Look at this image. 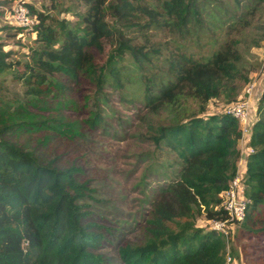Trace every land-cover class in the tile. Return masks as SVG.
I'll use <instances>...</instances> for the list:
<instances>
[{
	"label": "trees",
	"instance_id": "trees-1",
	"mask_svg": "<svg viewBox=\"0 0 264 264\" xmlns=\"http://www.w3.org/2000/svg\"><path fill=\"white\" fill-rule=\"evenodd\" d=\"M81 3L77 25L29 6L37 21L31 29L34 45L23 60L10 58L0 42V73L9 71L23 86L21 97L0 94V264H104L93 252L99 234L91 210L81 202L91 189L80 166L43 160L9 135L43 130L41 142L77 134L81 122L88 129L100 125L102 117L92 107L81 122L66 119L58 110L74 102L65 91L72 83L87 81L91 91L85 100L92 106L104 95L105 85L124 91L128 74L119 61L128 53L141 69L148 58L137 37L144 38L152 26L195 40L212 28L230 36L214 40L216 46L202 57L185 48L168 50L157 85L144 81L141 102L146 114L163 118L154 125L147 122L148 137L155 149L175 156L178 168L154 195L144 239L123 243L118 256L121 264H222L224 236L209 226H194V221L200 215L206 220L226 217L219 192L235 170L239 129L232 116L207 112L205 106L220 95L225 104L237 98L232 81L241 54L239 40L231 34L249 24L247 17L263 8L264 0ZM11 29L15 35L23 31ZM254 104L243 177L247 204L238 227L264 250V84ZM48 107L55 113L32 110Z\"/></svg>",
	"mask_w": 264,
	"mask_h": 264
},
{
	"label": "rangeland",
	"instance_id": "rangeland-1",
	"mask_svg": "<svg viewBox=\"0 0 264 264\" xmlns=\"http://www.w3.org/2000/svg\"><path fill=\"white\" fill-rule=\"evenodd\" d=\"M17 1L0 0V42L4 49L10 50V58L23 60L28 47L34 45L35 36L29 29H23L16 35L12 33L11 27L14 25L10 23L9 14ZM22 1L33 16L29 6L35 11L63 17L70 25L79 23V14L84 9L81 0ZM250 17H247L249 24L246 27L233 30L231 34L239 40L241 54L239 71L232 81L237 86L236 97L252 79L256 81L257 87L264 84V7ZM106 20L109 24L113 22L109 16ZM225 36L230 35L212 28L202 30L195 40L188 34L152 26L144 38L137 37V41L143 42L147 50L148 59L141 63V69L133 64L128 53L119 61L123 71L128 74L124 91L118 93L105 85L104 95L99 96L97 106L85 100V95L91 91L85 80L72 83L65 91L66 96L74 102L58 110L66 119L81 122L88 108L92 107L97 108L102 117L100 125L88 129L81 122L79 133L69 137H51L41 142L38 138L43 130L8 134L26 148L34 149L43 160H53L59 166L69 163L80 166L81 175L88 179L91 189L89 197L81 199V202L86 203L87 209L91 210L90 215L96 224L94 230L99 234V242L93 252L100 255L104 264H121L118 247L123 243L132 245L144 239V226L154 195L160 186L175 175L178 168L175 156L155 149L148 137L147 122L154 125L163 121V118L146 114L141 102L144 81L152 83L154 87L157 85L162 74L159 66L168 50L185 48L193 56L202 57L216 46L214 40L218 42ZM22 91L21 82L14 79L9 71L0 73V94L3 98L21 97ZM257 94L252 97V102ZM121 96L126 99L123 100ZM224 105L225 101L220 95L207 102L205 108L207 112H217L222 111ZM251 105L255 106L254 103ZM32 110L45 115L55 113L52 107ZM236 146L239 148L240 144L236 142ZM208 224L203 215L194 221V226L198 227ZM238 225L231 226L226 240L233 264H250L249 260L264 261V250L254 245L259 241L240 232Z\"/></svg>",
	"mask_w": 264,
	"mask_h": 264
},
{
	"label": "built area",
	"instance_id": "built-area-1",
	"mask_svg": "<svg viewBox=\"0 0 264 264\" xmlns=\"http://www.w3.org/2000/svg\"><path fill=\"white\" fill-rule=\"evenodd\" d=\"M9 17L12 25L22 29L31 30L37 21L22 0H18L14 4ZM261 88L262 85L257 87L256 81L252 79L245 84L241 94L235 100L226 103L222 109L236 120L239 129L237 142L240 144L234 173L228 180L227 186L219 192V206L225 211L226 217L207 220L209 227L220 232L225 238V253L222 264H233L226 240L231 226L239 223L245 215L247 199L243 193L244 159L246 154L251 151L247 139L250 125L254 120V106L251 104L255 101L252 102V97L256 95V92L259 94ZM257 96L255 97L257 98Z\"/></svg>",
	"mask_w": 264,
	"mask_h": 264
},
{
	"label": "crops",
	"instance_id": "crops-1",
	"mask_svg": "<svg viewBox=\"0 0 264 264\" xmlns=\"http://www.w3.org/2000/svg\"><path fill=\"white\" fill-rule=\"evenodd\" d=\"M263 86V85H262ZM244 164H245V159H244Z\"/></svg>",
	"mask_w": 264,
	"mask_h": 264
}]
</instances>
